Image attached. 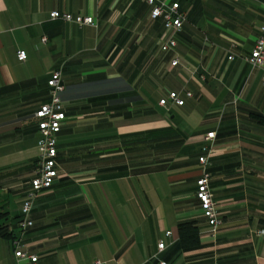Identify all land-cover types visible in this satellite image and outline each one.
Wrapping results in <instances>:
<instances>
[{
    "label": "crops",
    "instance_id": "0c3cea01",
    "mask_svg": "<svg viewBox=\"0 0 264 264\" xmlns=\"http://www.w3.org/2000/svg\"><path fill=\"white\" fill-rule=\"evenodd\" d=\"M170 1L187 14L175 51L198 68L193 77L167 67L164 22L142 0H0V205L13 233L0 235V264H32L16 256L18 238L35 264H264V86L247 60L264 0ZM54 10L97 25L53 19ZM55 71L67 116L60 175L37 195L22 235L39 155L34 114ZM170 90L192 96L162 106ZM206 145L222 220L215 237L196 196ZM186 220L200 231L193 249L180 245Z\"/></svg>",
    "mask_w": 264,
    "mask_h": 264
},
{
    "label": "built area",
    "instance_id": "2783aa9c",
    "mask_svg": "<svg viewBox=\"0 0 264 264\" xmlns=\"http://www.w3.org/2000/svg\"><path fill=\"white\" fill-rule=\"evenodd\" d=\"M152 7V19L161 18L164 22L165 30L160 39V50L164 55H169L174 52V55L168 60V68L181 66L189 77L195 76L198 68L187 63L181 59V56L175 51L177 46L176 34L183 28L187 21V14L181 11L180 4L177 1L170 0H142ZM53 19H62L64 21L75 23L78 25H97V19L93 15H72L70 13L60 12L54 10L51 12ZM259 33L256 38L254 47L247 57L248 62L256 68L261 69L262 81L264 86V25L259 28ZM18 58L21 61L27 59V52L25 50L18 51ZM235 55L229 54L227 59L231 61ZM201 79H205L201 75ZM49 85V100L43 103L35 112V117L38 119V128L40 138L38 140V160L36 167V175L30 181V187L27 190L26 197L21 205V218L18 221L21 228L22 235L32 226L33 222L30 219L33 202L37 195L44 189L52 187L59 178V164H58V148L57 135L61 131L64 122L67 118L63 108L62 91L64 90V81L61 71L52 73L48 80ZM192 92L187 90L185 96L181 95L179 91L170 90L159 101L162 106L168 107L169 104L182 106L185 104V97H191ZM216 132L210 131L206 134L205 139L213 140ZM205 155L199 158L203 165V173L197 180L196 196L199 200V206L202 214L207 218L210 225L209 234L215 237L221 231V212L218 204L214 199L213 189L210 186L211 174L207 171L209 165L208 157L211 152L209 146L204 147ZM171 231H167V235H171ZM259 235H264V229L258 231ZM15 244L17 250L16 256L21 261H30L32 264L38 259L37 255L29 254L22 250L21 238L16 239ZM164 242L159 243V249L164 248ZM94 264H102L100 260H96ZM166 264V263H160Z\"/></svg>",
    "mask_w": 264,
    "mask_h": 264
},
{
    "label": "trees",
    "instance_id": "16d2710c",
    "mask_svg": "<svg viewBox=\"0 0 264 264\" xmlns=\"http://www.w3.org/2000/svg\"><path fill=\"white\" fill-rule=\"evenodd\" d=\"M8 212L0 205V235L13 236L8 231ZM180 245L183 249H193L200 245V231L195 220H186L178 224Z\"/></svg>",
    "mask_w": 264,
    "mask_h": 264
},
{
    "label": "rangeland",
    "instance_id": "374dc122",
    "mask_svg": "<svg viewBox=\"0 0 264 264\" xmlns=\"http://www.w3.org/2000/svg\"><path fill=\"white\" fill-rule=\"evenodd\" d=\"M154 95H156V93H154ZM153 103H154V101H153Z\"/></svg>",
    "mask_w": 264,
    "mask_h": 264
}]
</instances>
